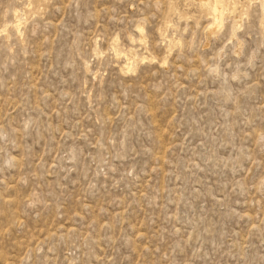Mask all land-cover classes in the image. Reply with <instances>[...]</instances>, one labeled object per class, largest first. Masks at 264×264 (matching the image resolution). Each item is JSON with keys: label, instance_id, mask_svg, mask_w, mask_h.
<instances>
[{"label": "rangeland", "instance_id": "1", "mask_svg": "<svg viewBox=\"0 0 264 264\" xmlns=\"http://www.w3.org/2000/svg\"><path fill=\"white\" fill-rule=\"evenodd\" d=\"M211 1L0 0V264H264V0Z\"/></svg>", "mask_w": 264, "mask_h": 264}, {"label": "bare ground", "instance_id": "2", "mask_svg": "<svg viewBox=\"0 0 264 264\" xmlns=\"http://www.w3.org/2000/svg\"><path fill=\"white\" fill-rule=\"evenodd\" d=\"M209 1V0H208ZM221 1V0H220ZM207 2V1H206ZM211 2H213V1H211ZM229 2V1H228ZM221 3H222V1H221ZM225 3V2H224ZM211 4V3H210ZM226 5H227V3H226ZM222 7L223 6H221L220 5V3L216 0V1H214L212 4H211V11H212V14H213V18H214V21L216 22V23H219V21H220V17H221V10H222ZM227 7V6H226ZM201 8H203V7H201ZM223 10H225V9H223ZM223 20V19H222Z\"/></svg>", "mask_w": 264, "mask_h": 264}]
</instances>
